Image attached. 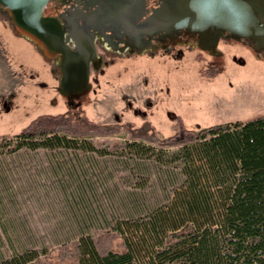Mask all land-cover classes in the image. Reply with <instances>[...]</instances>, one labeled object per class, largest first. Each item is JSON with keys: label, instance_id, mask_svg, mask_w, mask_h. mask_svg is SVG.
Returning <instances> with one entry per match:
<instances>
[{"label": "rangeland", "instance_id": "obj_1", "mask_svg": "<svg viewBox=\"0 0 264 264\" xmlns=\"http://www.w3.org/2000/svg\"><path fill=\"white\" fill-rule=\"evenodd\" d=\"M2 16L9 47L13 28ZM97 51L107 64L75 107L57 90L51 59L34 78L17 72L11 88L0 86V264H93L96 249L125 246L131 264H171L184 243L166 237L197 218L188 202L209 195L196 146L159 147L122 132L20 144L14 135L37 116L70 111L103 125L150 124L165 137L178 120L198 130L264 117V59L247 42L219 40L215 53L183 43L134 55ZM213 65L216 77L200 75ZM201 188L206 195H197Z\"/></svg>", "mask_w": 264, "mask_h": 264}, {"label": "trees", "instance_id": "obj_2", "mask_svg": "<svg viewBox=\"0 0 264 264\" xmlns=\"http://www.w3.org/2000/svg\"><path fill=\"white\" fill-rule=\"evenodd\" d=\"M199 72L202 77L214 78L220 70L209 66L202 67ZM173 128L174 134L165 137L150 124L146 127L132 122L103 125L69 111L39 115L14 137L21 141L20 144L38 147L51 146L56 140L70 142L122 132L131 140L159 147L196 146L205 162V192L209 195L203 204L198 199L188 202L189 215L196 214L197 218L166 237L167 245L181 240L184 243L181 249L169 255V262L264 264V117L198 130H186L178 120ZM202 191L199 189L197 195ZM92 256L93 264H131L127 246L121 253L96 249Z\"/></svg>", "mask_w": 264, "mask_h": 264}, {"label": "water", "instance_id": "obj_3", "mask_svg": "<svg viewBox=\"0 0 264 264\" xmlns=\"http://www.w3.org/2000/svg\"><path fill=\"white\" fill-rule=\"evenodd\" d=\"M54 0H0V8L10 18L16 31L33 42L42 53L58 62L57 90L68 100L79 99L89 92V61L93 62V39L78 29L79 15L57 17L45 14ZM94 8L82 25L109 20L136 24V38H153L160 33L185 30L197 48L214 53L219 40L244 41L264 51V0H158L148 14L145 0H94ZM142 18V20H141ZM92 22V23H91ZM67 38L64 39V34ZM127 35V34H126ZM71 39L74 49L66 42Z\"/></svg>", "mask_w": 264, "mask_h": 264}, {"label": "flooded vegetation", "instance_id": "obj_4", "mask_svg": "<svg viewBox=\"0 0 264 264\" xmlns=\"http://www.w3.org/2000/svg\"><path fill=\"white\" fill-rule=\"evenodd\" d=\"M103 1H105V7L107 5H113L110 3V0H103ZM145 1H146V10H147L146 15H147L148 12L153 7H156L158 5V0H145ZM93 2H94V0H57L53 3H50L48 5L47 9L48 8H52V9L53 8H57V9L58 8H65V9H68L71 13L74 12L75 15H79V17L77 18V21H76L80 26L78 29H80L84 33H86L91 39H93V37L95 35L98 36V39L100 42L99 41L94 42L95 43L94 47H95L96 51H97V48H99V47H102L104 50H106L101 45L102 43H107L108 45H113V43L116 42L117 40L129 43L133 50H136V47L139 44H143L142 41L136 40V24H134L132 22H115L114 20H109V18H108V19H106V21L102 22L101 24H98L96 20H92L93 25H90V26H88V24L82 25V21L85 20L86 18L88 19V17L83 16L82 14L87 15L88 13L93 11L94 8L97 7L96 5H93L94 4ZM141 20H142V18H141ZM185 33H186L185 30H179L175 33H173V32H171V33H160V34H156L151 41L154 43H157L156 40H158L159 42L163 43L161 45H164V46H166L168 44H172V43L175 44L176 41H180V40H183L185 42H188V41L191 42L192 41L190 39L191 37H189L188 35H185ZM240 42H243V41H240ZM176 45H179V44H175V46ZM251 48L254 51V53L256 54L257 58L259 57V58L264 59V51H258L252 46H251ZM106 51L110 52L108 50H106ZM110 53H112V52H110ZM112 54H115V53H112ZM115 55H120V54H115ZM215 67L218 68L217 66H215ZM103 68L101 70H99L98 72L91 71L89 73V81L91 82L90 75L92 73L93 74L94 73L99 74L103 70ZM66 101H67L68 105H70V107H75L76 105L79 104L77 99L76 100L75 99H71V100L66 99Z\"/></svg>", "mask_w": 264, "mask_h": 264}, {"label": "crops", "instance_id": "obj_5", "mask_svg": "<svg viewBox=\"0 0 264 264\" xmlns=\"http://www.w3.org/2000/svg\"><path fill=\"white\" fill-rule=\"evenodd\" d=\"M1 18L5 19L3 16ZM12 26L13 33L9 38V47L6 45V41L3 42L0 33V50L3 51L2 54L0 53V86L10 88L17 72L23 74L27 72L29 77L34 78V75H38L40 69L43 70L45 62L48 61V58L33 42L21 36Z\"/></svg>", "mask_w": 264, "mask_h": 264}, {"label": "built area", "instance_id": "obj_6", "mask_svg": "<svg viewBox=\"0 0 264 264\" xmlns=\"http://www.w3.org/2000/svg\"><path fill=\"white\" fill-rule=\"evenodd\" d=\"M57 0H54V2ZM53 3V2H52ZM54 14L51 16L57 17L58 20L60 21V23L62 25H64V21L61 17V15L64 16H70L72 13L65 8H53ZM0 13H3L5 18L8 19V21L10 22V18L8 16V14L6 12H3L2 9L0 8ZM67 38V34H64V39ZM153 38H150L148 36H140L138 38H136V40H140L142 41L143 44H139L136 47V50H133L131 45L129 43L117 40L116 42L113 43V45H108L107 43H100L106 50L115 53V54H120V55H134V54H144V53H153V52H158L159 50H166L167 48L169 49V47L175 45V44H189L192 46L197 47L196 45V41L194 38H190L192 41L191 42H185L183 40L180 41H176V43H172V44H168L166 46L161 45L163 43L159 42L158 40H156L157 43L152 42ZM98 36H94L93 37V45L95 44L94 42H98ZM100 42V41H99ZM157 46H156V45ZM66 45L70 48V49H74V43L72 42L71 39H68V41L66 42ZM142 45V46H141ZM155 45V46H154ZM95 46V45H94ZM53 61V66L54 68L57 69L58 71V62L56 60H52ZM107 64L106 60L102 57V55H100L96 50H95V55L93 58V62L89 61V69L90 72H98L99 70H101L105 65Z\"/></svg>", "mask_w": 264, "mask_h": 264}]
</instances>
